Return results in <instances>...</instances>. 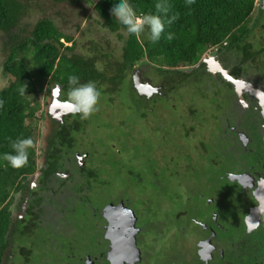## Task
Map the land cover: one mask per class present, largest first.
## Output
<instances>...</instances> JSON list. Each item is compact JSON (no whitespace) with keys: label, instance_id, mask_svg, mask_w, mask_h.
Here are the masks:
<instances>
[{"label":"flooded vegetation","instance_id":"1","mask_svg":"<svg viewBox=\"0 0 264 264\" xmlns=\"http://www.w3.org/2000/svg\"><path fill=\"white\" fill-rule=\"evenodd\" d=\"M260 3L261 8L264 10V0H261ZM258 15L259 12L254 14L253 18L257 22L254 23L253 21L251 23V32L240 43L250 44L252 54L254 52H260V54H255V56L245 55L242 54L241 50L236 49L238 53L232 54L231 58L228 57V60H223V53L227 54V48H217L214 52L209 51L203 56L206 59V62L203 63L207 75L198 83L203 92L200 93L197 99L189 102L188 105L171 109H181L186 113V118L182 120L181 126L183 128V138L188 142L187 147H189L188 160L186 163L182 161L181 166L175 167L174 165L178 163L179 159L169 155L171 168H174L173 173H176L175 170L178 168L188 171L186 168L189 170L201 166L203 168L208 163L211 164L212 168L217 167L219 178L230 185L229 193L231 196H239L241 204L249 201L247 215H244L246 233L264 228V221L262 225L264 210L260 214L259 223L254 222L258 209L260 206L263 207L260 199L264 197V17L261 18ZM248 57L254 58L251 66H249L251 61L244 64ZM214 62L221 65L227 72V76L213 66ZM255 62L257 66L254 65ZM140 65L133 66L130 75L132 84L133 77L138 73L142 83L149 82L157 92L152 88H148V90L143 88L145 94H140L133 84V89L138 94L135 99L125 96L122 102L120 99L118 100L117 96L111 95L105 98L106 101H98V108L104 104L113 112H121L126 116L124 118L128 125H136L135 127L145 133V136H155V143H152L151 140L148 141V160L152 162V167L148 171L150 176L149 186L153 189L159 188L163 194L162 199H166L168 192L165 185L169 182L166 177L170 176L172 172L169 170L170 167L163 161L162 154L152 156L153 146L155 144L161 146L157 138L158 133L161 131V119L156 122V113L158 111L162 113V111L161 109L157 110L161 107V104L157 106L156 100H158L157 96L162 94L164 88L156 74L158 80L152 81L147 70ZM258 68H261V74L258 77L251 75V72ZM231 79L237 81L240 85L231 81ZM57 86L59 85L52 87L49 96L51 102L40 114L43 116L42 119L45 125L44 146H41V152L37 154L40 164L37 163L36 172L26 178V183L22 188L28 189L24 193L12 194L17 208L12 204V201L9 205V225L5 233L7 243L2 255H0V264H33L31 263V251L34 248V234L42 231V234H46V243L50 245L53 239L56 240L57 237L59 239L67 235L61 234L63 232L60 229L70 219H73V224L75 223L76 227L77 224L83 223L84 228L91 234L88 236L89 243H85L86 247L77 256L76 253L73 255L72 250L73 256H64L62 253V258L66 264L70 261L78 262L77 264H144L146 258L153 251L149 250L147 252L149 248L144 246V243H147L146 246L149 245V235L153 234L155 239H158L159 247H161V241L160 234L156 233L155 224H153L155 230L149 229L148 231L142 223L144 219L141 218H144L146 214L143 207L146 201L143 191H137L141 187L139 178L143 175V172L139 169L140 164H136V160L141 159L138 155L137 146L134 147L136 148L134 157L126 161L120 158L121 154L128 151L127 140H124L123 143L115 140V136L111 135L109 131L110 125L106 124L102 118V121H104L102 122L104 134H94L90 116L98 113L102 115L103 111H95L87 119H81L79 114H72L67 109L65 110L66 107L63 101L68 93L63 91L61 86H59L58 99L64 109L56 112V109H54L56 106L52 102V94ZM128 91L126 90V92ZM210 91L212 92L211 99L207 98ZM137 96L150 103L142 110L143 113L138 114L139 117L138 115L134 116L132 123L127 116L138 112ZM204 103L207 104L204 105ZM107 108L105 109L107 110ZM165 110L170 111V108L166 107ZM124 111L130 113H123ZM57 113L61 117H57ZM207 127L210 128L206 130L211 131V133H207V136L198 132V130ZM117 133H121V136L125 135V132L120 128H118ZM127 135L129 134L125 136ZM197 135L200 136L197 137ZM213 136L218 138L219 144L227 147L226 151L230 155L232 165L229 168L231 170H227L226 163L224 166L221 165L223 158L228 161L227 153L220 151V149L218 152L214 150L211 157L210 153L206 151L205 143L210 141ZM193 142L201 144V152H196ZM97 147L102 149L100 161L111 166L112 175L116 174L119 179L125 182H122L121 187L117 186L114 189L115 181L110 177L112 175L109 174L107 178L101 176L106 173L104 168L99 170L91 168L94 161L93 153L97 150ZM47 152H49L48 155ZM232 154H238L235 157L237 160L243 156L245 158L242 162H239V160L234 162ZM37 160L38 158L36 162ZM161 169H163L162 172ZM46 172L48 176H46ZM44 173L45 178L41 183L39 180ZM120 188H123L122 192L117 193ZM131 191L134 192V197H137V202L126 199L128 194L132 195ZM76 195L81 196L77 201L75 200ZM31 196L37 198L38 204L36 206V203L32 202ZM179 197L181 196L178 194ZM207 201L214 202V199L208 198ZM76 207H79L77 211L84 221L75 211ZM158 207H160V204H158ZM53 210H57V212L52 213ZM69 211L71 212L69 213ZM162 214L164 215L163 211ZM185 214V211L181 210L172 213V216H176L178 219L184 217ZM209 214L215 222L214 225L216 226H213L218 230L217 212H210ZM166 217L169 219L168 216ZM238 217L241 219V216ZM54 218L58 219L53 220ZM205 220H196L195 217H191L190 226L187 229L183 227L187 232L190 231L191 227H195L197 233H199L194 235V237L199 236L196 246L199 264H238V262H241L240 254L231 251V249V252L226 250V245L231 248L230 244H227L226 241L225 243L217 241L219 239H217L211 228L213 221H210V225ZM40 223L43 225L39 226ZM192 223L195 226H191ZM75 226L72 225L71 228L73 229L70 230L77 232ZM57 227L59 230H57ZM54 230H57V232ZM201 230H204L205 233L201 234L199 232ZM56 246L62 247L57 240ZM70 246L72 247V241L67 244L66 249ZM145 248L147 250L144 251ZM66 249H63V251ZM232 257H236L237 263L232 260Z\"/></svg>","mask_w":264,"mask_h":264},{"label":"trees","instance_id":"2","mask_svg":"<svg viewBox=\"0 0 264 264\" xmlns=\"http://www.w3.org/2000/svg\"><path fill=\"white\" fill-rule=\"evenodd\" d=\"M260 1L193 0L188 3L187 0H130L138 14L155 13L156 4L162 3L168 9L167 18L175 17L171 24H166L160 40L154 43L147 28L135 35L127 33L111 12L116 0H0V32L5 37L7 48L2 68L3 74L9 78L8 85L0 90V154L10 152V141L17 137L30 136L34 140L27 165L12 168L0 159V255L7 243L5 233L9 225L12 194L24 193L28 189L22 188L26 178L37 170V121L43 117L35 116L40 111L39 93L46 90L50 96L54 85L61 86L68 93L67 77L75 74L81 83L96 82L101 89L99 101H106L105 98L111 95L122 102L125 96L135 99L138 94L133 89L130 75L133 66L138 64L147 65L160 78L163 95L183 86L193 87L201 93L203 89L198 83L207 75L202 58L209 51L227 48L223 60L238 53L236 49L245 55L260 54H252L250 44L240 43L251 32V23L257 22L253 15L259 12L258 17H264ZM47 2L54 7L44 6ZM67 3L72 7L92 4L97 15V20L93 21L100 30L117 37L120 54L114 53L115 49L110 48L106 39L96 42L90 38L85 44L87 49L83 46L84 52L78 51L73 36L59 28L53 18L44 16L45 11ZM36 13L43 17L37 18L33 24L24 21ZM169 33L172 34L171 39L167 38ZM248 59L244 64L251 61L249 66L253 65L254 58ZM24 87L25 92L22 93ZM161 95L157 96L158 100L163 97ZM146 101L137 96L139 108L133 116L143 113L142 110L150 103ZM44 178L45 173L39 182L43 183ZM31 200L35 206L38 204L37 198L31 196ZM263 221L264 216L262 225ZM241 229L243 234H248L244 226ZM244 247V264H264V247L262 252L247 244Z\"/></svg>","mask_w":264,"mask_h":264},{"label":"rangeland","instance_id":"3","mask_svg":"<svg viewBox=\"0 0 264 264\" xmlns=\"http://www.w3.org/2000/svg\"><path fill=\"white\" fill-rule=\"evenodd\" d=\"M45 5H52L54 7L51 2H47V4H44V6ZM84 6L72 7L71 4L68 3L61 4L58 5L56 9L51 8L52 10L50 9L47 12L45 11L44 16L53 18L54 22L59 28H62L64 32L69 34L70 36H73V39L77 41L78 51H80L81 53L84 52V47L87 49L85 44H87L86 42H88L91 38L96 42L100 41L101 39H106L110 48L115 49L114 53L120 54L121 48L118 45L117 37L110 35L106 31L100 30L98 28V25L93 21V19L97 20V15L93 9V5L85 3ZM39 17L42 18L43 16H41L40 13H36L29 16L24 21L33 24ZM22 29H24L23 26ZM66 45L69 46L70 44L67 43ZM6 49L5 37L3 36V33L0 32V90L6 87L9 81V78L3 74L2 68V65L7 57ZM254 65L257 66V63L255 62ZM140 66L147 70V73L152 81L158 80L157 76L154 74L151 68H149L147 65ZM260 69L261 68H258L256 70L254 69V71L251 72V75L258 77L262 71ZM199 96V90L193 89V87L183 86L173 92L165 93V95L161 97V100L157 101V106L161 104V107H159L157 110L161 109L162 111V113L160 111L156 113V122L161 119V131L157 135L161 146L157 144L153 146L152 156H158L162 154L163 161L168 167H170L169 170L172 172L170 176L166 177V180L169 179V182L165 185V188L168 192V195H166L165 198L169 201H167L166 199H162L163 194L159 188L153 189L151 186H149L150 176L148 174V171L152 167V162H149L148 160V141L151 140L152 143H155V136H145V133H142L137 127H135L136 125L130 126L125 122L124 114H122L121 112L116 113L117 111L113 112L112 109L107 108L104 104L100 105L101 107L96 111L98 112L99 110H102V115L101 113H98L90 116L91 126L94 128V134H104L102 123L104 122L102 121V119H104L105 123L110 125L109 131L111 135L115 136V140L121 143H123L124 140H127L128 151L121 154L120 156V158H123L124 161L135 156V146H137V150L139 151L138 155L141 157V159L136 160V164H140L139 169L143 172V175L139 178L141 182L139 184H141V187H139L137 191H143V196L146 201L145 205H143L146 214L144 215V218L141 219H144L142 223L146 226L148 231L149 229H154V227L156 228V233L160 234L159 238L161 241V247H159L158 239H155L154 235L151 234L149 235V245L146 246L147 243H144V246L149 248L148 250L147 248H145L144 251L147 250L148 252L149 250H153L151 251L152 254H150V256L146 258L147 264H199L197 257L198 252L196 248L199 236L194 237V235H197L199 233H197V229H195V227H191L190 231L188 232L184 230L183 227L187 229V227L190 226L191 217H195L196 220L206 219L205 222H208V224L211 225L210 221H213V218L210 217V212H217L218 214V230H216V228L214 227L216 226L214 225V221L211 227L214 231V234H216L217 239H219L217 241L224 243L226 241L227 244L231 245V248L230 246L227 247L226 245L227 251H230L231 249V251L233 250L234 252H237L241 255V262H238V264L245 263V255L242 253V249L246 248H243V246H246V244L251 248L257 249L258 251H263L264 229L248 234L242 233L241 227H243L245 224L244 215L248 212L249 201L241 204L239 196H231V194L229 193L230 185L223 182L219 178L217 167H213V169L211 167V164L208 163L207 165L203 166V168L202 166L195 168L194 170H189L188 168H186L188 171H183L184 169L178 168L177 170H175L176 173H173L174 168H171L172 165L169 159V155L175 156L179 159L178 163L174 165L175 167L181 166L182 161L186 163V161L188 160L187 154L189 152V147H187L188 142L183 138V128L181 126L182 120L186 118V113L181 109H171L174 107L179 108L182 106H186L189 104V102L197 99ZM207 96V98L211 99L212 92L210 91ZM38 101L40 103V111L35 115L37 118L51 102L47 91H42L41 93H39ZM206 104L207 103H204V105ZM165 106L170 108V111L165 110ZM104 107L107 108V110ZM123 113L130 112L124 111ZM127 118L133 123V114H129ZM44 128L45 125L43 119H39L37 121V130L39 132V136L37 138V144L35 147L37 154H40L39 152H41V146H44ZM118 128L123 130L125 132V135H129L121 136V133H117ZM208 128L210 127L202 128V130H198V132L207 136V133H211V131L206 130ZM120 136L121 138H119ZM199 136L200 135H197V137ZM194 139L198 138L195 137ZM217 140L218 138L213 136L210 141L205 143V149L210 153L211 157L214 153V150L218 152L220 149V151L227 153L228 161L223 158V162L221 165L224 166L226 163V168L228 170L230 167H232L230 163V155L228 151H226L227 147H223L224 145L219 144ZM193 145L196 147V152L202 151L201 144L199 142H193ZM224 148L225 150H223ZM100 155H102V149L97 147V150L93 153L94 161L91 168L94 170L104 168L106 170V173L102 174L101 176L107 178L109 174L112 175L113 171L111 166L100 161ZM232 155L234 158V162H237L238 160L239 162H242L245 158V156H243L241 158H238L237 160V158L235 157H237L238 154ZM37 158V163L40 164V159L39 157ZM162 171L163 169H161V172ZM110 177L115 181L114 189L117 186L121 187L122 182L125 183L124 181L119 179L116 174H113ZM122 189L123 188L118 189L117 193H121ZM133 193L134 192H132V195L127 193L128 196L126 199L137 202V197H134ZM178 194L181 197L178 198ZM80 197L81 196L76 195L75 200H79ZM208 198L214 199V202H206ZM12 204H14L15 207L17 206L15 201H13ZM158 204H160V207H158ZM78 208L79 207H76L75 211H77ZM181 210L185 211L186 213L184 217H179L177 219L176 216H172V213H176ZM162 211L164 212V215L162 214ZM56 212L57 210L52 211V213ZM70 212L71 211H69V213ZM77 213L82 219L81 214L78 211ZM165 215L168 216L169 219ZM238 216H241V219H239ZM57 219L58 218H54L53 220ZM82 221L84 220L82 219ZM153 224H155L154 227ZM42 225V223L39 224V226ZM72 225L75 226V223L73 224V219H70L67 224L62 226L60 229V231L63 232L61 234H67L63 238H56V240L61 243V248L56 246L55 239H53V241L51 242L52 244L50 245L46 243V234H42V231H39L38 234H34V248L31 251V263L66 264V262H64L65 260L62 258V253L64 254V256L66 255L68 257L73 256L75 253L77 256L82 251V249L86 247L85 243H89L88 236H90L91 233L84 228L83 223L77 224V227L75 226L77 232L74 230H70L73 229L71 228ZM191 226L195 225L192 223ZM57 230H59L58 227ZM57 230L54 231L57 232ZM199 232H201V234L205 233L204 230H201ZM51 233L53 234L52 230ZM70 241H72V247H68V250L66 248L67 244ZM58 245L60 246L59 243ZM62 248L66 250L63 251ZM71 250L73 252V255L71 253ZM232 260L237 263L236 257H232ZM146 262L144 264H146ZM77 263L78 262L70 261L67 264Z\"/></svg>","mask_w":264,"mask_h":264},{"label":"clouds","instance_id":"4","mask_svg":"<svg viewBox=\"0 0 264 264\" xmlns=\"http://www.w3.org/2000/svg\"><path fill=\"white\" fill-rule=\"evenodd\" d=\"M192 3L193 0H187ZM155 13L138 14L130 0H116L111 6V12L115 19L124 26L127 33L135 35L147 30L152 42H158L164 33L166 24H171L175 17L167 18L168 9L162 3L156 4ZM168 39L172 38L169 33ZM68 94L63 101L72 114H79L81 119H87L93 112L98 110V101L101 89L95 81L80 82L78 75L72 74L67 77ZM25 92V87L21 89ZM10 152L0 154L12 168H21L27 165L30 150L34 147V140L30 136H20L10 141Z\"/></svg>","mask_w":264,"mask_h":264},{"label":"water","instance_id":"5","mask_svg":"<svg viewBox=\"0 0 264 264\" xmlns=\"http://www.w3.org/2000/svg\"><path fill=\"white\" fill-rule=\"evenodd\" d=\"M202 61L203 62H206V59L205 58H203L202 59ZM214 65V67H216V69L218 70V71H221L225 76H227V72L221 67V65L219 64V63H217V62H214L213 63ZM231 81H233V82H235L236 84H239L237 81H235V80H233V79H231ZM133 84H134V86H135V88L138 90V92L140 93V94H145V92L143 91V88H145V89H147L148 90V88H152L155 92H157V90H155L153 87H152V85L149 83V82H147V83H145V84H143L142 83V81H141V78H140V75H138V73L133 77ZM240 85V84H239ZM59 90H60V87L59 86H57L54 90H53V94H52V96H53V105L54 106H56L54 109H56V112H59V110L60 109H64V107H63V105H61V102L59 101V99H58V97H59ZM56 93V94H55ZM65 110L67 109V111H70L68 108H67V106L65 105ZM61 117V115L59 114V113H57V117ZM261 205L263 206L262 208H261V206H260V208L258 209V213L256 214V219L254 220V222H256V224H258L259 223V218H260V214L262 213V211L264 210V197H261ZM259 200V201H260ZM253 213V212H252ZM251 213V214H252Z\"/></svg>","mask_w":264,"mask_h":264}]
</instances>
